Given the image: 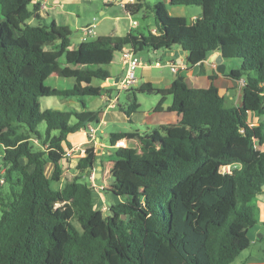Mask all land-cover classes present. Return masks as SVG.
I'll list each match as a JSON object with an SVG mask.
<instances>
[{"label": "trees", "instance_id": "16d2710c", "mask_svg": "<svg viewBox=\"0 0 264 264\" xmlns=\"http://www.w3.org/2000/svg\"><path fill=\"white\" fill-rule=\"evenodd\" d=\"M39 1L0 0V264H231L250 245V202L264 192V122L251 126L249 118L264 114V0H133L126 13L145 6L155 33L109 34L73 50L68 27L26 24L38 18ZM164 1L201 13L187 25ZM124 47L236 59L227 77L244 80V98L226 107L215 85L191 88L181 74L169 88L123 90L128 103L116 108L129 123L139 94L160 97L154 110L180 119L141 136L138 150L117 147L121 133L109 139L124 202H111L105 215L82 173L56 184L72 149L68 136L100 123L102 109L89 110L88 99L110 97L92 82L111 78L106 68ZM54 75L75 83L52 88L45 81ZM44 97L75 99L80 110H41ZM85 155L95 156L94 147Z\"/></svg>", "mask_w": 264, "mask_h": 264}, {"label": "crops", "instance_id": "0c3cea01", "mask_svg": "<svg viewBox=\"0 0 264 264\" xmlns=\"http://www.w3.org/2000/svg\"><path fill=\"white\" fill-rule=\"evenodd\" d=\"M39 2L40 8L37 12L38 18L35 19L32 17L26 21V24L45 25L55 22L57 25L68 27L71 32L73 29L80 31L81 35L78 43H72L70 38V50L76 49L78 44L83 41L82 30L88 26H94V28L98 27L99 31H101L100 37L109 34H114L116 36V34L113 33L116 32L114 27L118 21H121L120 19H126L127 21L126 33L133 31V28H135L130 27V21L133 19L126 13L121 5V2H125V0H40ZM127 2L131 3L132 1L128 0ZM113 4L119 5L124 10L126 16L119 17L114 15L113 9L110 11ZM164 5L168 12V2L164 1ZM200 13L201 11L192 12L190 15L191 22L199 17ZM97 14H100L102 17L98 19L96 17ZM3 19L0 11V21ZM109 23L113 28L111 29L112 31H104ZM136 27H138V23ZM94 32L96 34V31ZM139 32L143 34L148 32L155 33V27L153 29L142 27ZM214 53L220 54L219 52ZM212 54L213 53L203 57L201 53H186L179 48L161 51L145 50L140 52L137 54L140 59V66L138 67L139 78H136V82L132 88H138L141 84L146 82L151 83L155 88H169L171 84L176 81L177 75L181 74L184 76V80L188 87L207 88L213 84L224 94L226 107L241 106L244 98L241 81L244 80L240 79L236 81L227 77L228 72L236 67H234L232 63L229 64L227 60L224 59L222 60L224 72H218L217 65L209 61ZM157 60H160V66L155 65ZM119 62L121 63L120 58ZM113 63H115V58L106 69L110 73L111 79L116 80L118 77H115L109 69ZM171 64H176L178 66L176 73L171 71ZM122 69H124V67ZM119 82L120 80H118L117 83L113 82L106 86L102 83L100 86L112 92V88L116 87L118 84V92L120 93ZM74 83L75 81L73 79L69 85H66V87L62 89L72 88ZM111 92L110 97H98V103L93 107H90L89 102H87L89 110L94 111L102 109L100 123L96 127L97 132L95 134V140L90 141L83 130H79L68 136V140L72 144V155L63 160L64 175L57 186L61 188L67 181L71 180L74 175L82 173L84 176L83 181L92 187V199L95 207L101 210L103 207L108 209L111 202L115 204L124 202V198L121 197L119 191L115 189V186L122 182L123 176L116 167L117 160L111 156L112 151L116 147H112L109 144V139L121 133L124 135L122 140L126 147L138 150L141 136L151 133L159 126L174 125L180 119L176 113H169L165 110H154L160 97L155 99L156 103L151 109L141 111V103L138 101L137 97L140 108L137 112L132 113V123H129L126 115L119 109L116 110V106L119 104L118 97H113ZM170 104L171 98L168 97L164 101L162 107L166 109ZM61 107L68 108L69 110H80L79 104L75 99L63 100V106L59 105L57 109L48 107H45V109L68 111L61 109ZM40 109L45 110L41 107ZM259 118L254 117L251 119L252 123L250 125L257 126L261 120ZM122 123L131 124V126L128 127L130 130L125 132L120 129H113L106 136L108 142L97 134H101L102 132L101 130L99 131L101 124L104 126H107V124L117 126ZM89 146L94 147V151L98 153L97 156L89 158L85 157L84 153L81 152L82 150L85 151ZM80 167H85L86 169L83 170ZM91 176L94 177V180H92ZM250 205L253 208L255 217V225L247 232L250 245L246 250L242 251L231 264H264V192L256 196L250 202Z\"/></svg>", "mask_w": 264, "mask_h": 264}, {"label": "rangeland", "instance_id": "374dc122", "mask_svg": "<svg viewBox=\"0 0 264 264\" xmlns=\"http://www.w3.org/2000/svg\"><path fill=\"white\" fill-rule=\"evenodd\" d=\"M147 2H149L150 4H154L156 2V0H147ZM112 9L114 11V15H117L119 17L126 16L124 10L119 5L113 4L110 11ZM167 9H168V14L171 18L177 19L180 21H184V23L187 25L192 23L190 20L191 13L196 12V11L197 12L200 11V8L197 6H171L169 4L167 5ZM96 17L98 19H100L102 16L100 14H97ZM131 18L133 20H136V22L138 23V27L133 28V32L141 31L142 27H146V29H147V27L149 29H153L156 25L154 13L152 11H150L149 9H146L145 6L137 14V16L131 17ZM120 20L121 21H118L114 27L116 29L115 30L116 32H113L116 34V36L119 35V37L124 36L126 31H127L126 19H120ZM93 23H96V22H93ZM88 27H86V28H88ZM111 29H113V28H112L111 24L109 23L105 27L104 31H112ZM93 30L96 31L95 35H89V36L85 37V39L84 38H82V39L83 40H91V39H96V38L100 37L99 35H100L101 31H99V28L96 27ZM80 35H81L80 31L73 29L71 32V36H70L71 42L72 43H78L79 39H80ZM114 58H115V63H113L109 67V69H110V72L113 73L115 75V77H118V80L121 81L123 79V76H124V69H122L124 66L122 67V64L119 62L120 55L118 52L115 53ZM227 62L229 64L232 63L234 65V67H236V68L239 66V62L236 59L227 60ZM135 77L139 78L138 68L135 70ZM72 80L73 79H65V78L53 76L51 78L49 77L47 79V81L45 82V84L48 86L57 88V89H62V88H65L66 85H69ZM92 85L93 86H100V85H102V83L97 81V80H94L92 82ZM118 91H119V89H118V84H117L116 87L112 88L111 93H112L113 97H118L119 104H122V105L127 104L128 103V100H127L128 99V93L123 91V89H120V93ZM137 97H138V101L141 103V111L151 109V107H153V105H155V103H156L155 99L158 98V96H156V95H145V94H139V95H137ZM63 100H65V99L59 98V97H44V98H40L39 102H40V107L42 109H45V107L57 109L59 105L63 106ZM88 102H89V106L93 107L95 104L98 103V99L97 98H89ZM61 109L69 110L68 108H62V107H61ZM116 110H118V108ZM260 117H261V118H259V119H261L260 121L264 122V114ZM249 118L253 119L254 116L250 115ZM93 126H94V128H96L98 125L97 126L93 125ZM130 126H131V124H129V123H125V124L122 123V124H119L117 126L108 125V124H107V126H104L101 124L99 127V131L101 130L102 132H101V134H99V133H97V134L100 135L103 139H105L108 142L106 136L113 129H120L121 131L128 132L130 130L128 127H130ZM39 130H41V131L44 130L43 124H41L39 126ZM96 132H97V130H96ZM84 155H85V153H84ZM94 155L97 156L95 151H94ZM85 157H86V155H85ZM47 168H50V166H48ZM229 171H230L229 167L222 169V172H229ZM1 178H2V171L0 170V183H2ZM91 178H92V180H94V177L91 176ZM56 186H58V184H56ZM102 211L105 215L107 214V208L106 207H103ZM75 225L78 226L76 223H75Z\"/></svg>", "mask_w": 264, "mask_h": 264}, {"label": "built area", "instance_id": "2783aa9c", "mask_svg": "<svg viewBox=\"0 0 264 264\" xmlns=\"http://www.w3.org/2000/svg\"><path fill=\"white\" fill-rule=\"evenodd\" d=\"M128 0H125V2H121V5L125 9V5L128 4ZM133 1V0H130ZM137 22L134 20L130 21V27H136ZM94 26H89L88 28H83V38L89 36V35H95L94 32ZM120 55V61L121 64L124 66V76L123 79L119 82L120 89L126 90L129 88H132L136 82L135 77V70L140 66V59L138 58L137 54L134 53L133 49L131 47H124L121 51L118 52ZM155 65L160 66V60H157L155 62ZM170 69L172 72L176 73L178 70V66L176 64H171ZM242 85L244 86V81H241ZM90 141L95 140V134H96V128H94L93 125L89 124L86 129L83 130ZM117 147H126L123 140H120L116 142ZM82 153H85V151H81ZM72 155V149L67 151L65 154V157L68 158ZM1 170V168H0ZM3 172V170H1Z\"/></svg>", "mask_w": 264, "mask_h": 264}, {"label": "water", "instance_id": "95a60500", "mask_svg": "<svg viewBox=\"0 0 264 264\" xmlns=\"http://www.w3.org/2000/svg\"><path fill=\"white\" fill-rule=\"evenodd\" d=\"M222 56L221 54H216V53H213L211 55V58H210V62H214L216 65H217V71L220 72V73H223L224 72V64H222ZM113 82H118V79L116 80H113L111 78H109L108 80H106V82H104V86H106L107 84H111ZM96 155H98V153L96 152Z\"/></svg>", "mask_w": 264, "mask_h": 264}]
</instances>
